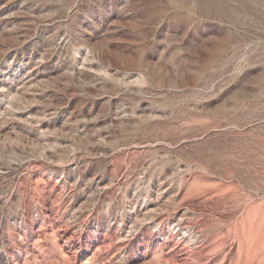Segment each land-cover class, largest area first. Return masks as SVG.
<instances>
[{
    "label": "rangeland",
    "instance_id": "374dc122",
    "mask_svg": "<svg viewBox=\"0 0 264 264\" xmlns=\"http://www.w3.org/2000/svg\"><path fill=\"white\" fill-rule=\"evenodd\" d=\"M0 264H264V0H0Z\"/></svg>",
    "mask_w": 264,
    "mask_h": 264
}]
</instances>
